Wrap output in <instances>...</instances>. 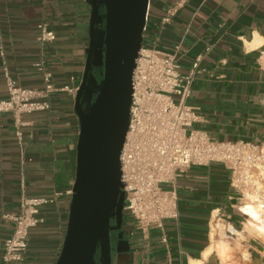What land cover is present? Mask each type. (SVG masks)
Listing matches in <instances>:
<instances>
[{
  "label": "crops",
  "instance_id": "0c3cea01",
  "mask_svg": "<svg viewBox=\"0 0 264 264\" xmlns=\"http://www.w3.org/2000/svg\"><path fill=\"white\" fill-rule=\"evenodd\" d=\"M167 10L172 14L162 23ZM89 16L88 0H0V97L5 72L23 87L41 88L34 68L39 61L55 88L50 109L23 114L22 125L0 116V261L21 180L28 195L55 198L38 212L43 222L30 230L23 264H55L60 253L79 131L74 95L60 89H77L81 81ZM38 23L54 32L53 42L38 40ZM146 33L149 45L175 55L182 73L198 61L186 101L198 113L195 128L217 141L250 140L264 147V0H149ZM170 187L179 216L165 223L167 242L122 212L119 225L110 224L112 264H264V240L236 211L222 164L186 167Z\"/></svg>",
  "mask_w": 264,
  "mask_h": 264
},
{
  "label": "built area",
  "instance_id": "2783aa9c",
  "mask_svg": "<svg viewBox=\"0 0 264 264\" xmlns=\"http://www.w3.org/2000/svg\"><path fill=\"white\" fill-rule=\"evenodd\" d=\"M171 14L167 10L161 22L167 23ZM36 28L40 42L55 40L46 23H38ZM145 36L146 22L134 61L128 124L120 152L122 212L128 213L140 230L159 231L160 241L166 243L165 223L177 221L179 216L177 193L170 187L177 174L191 165L219 163L229 172L236 211L247 223L249 217L241 207L250 204L257 213L252 222L264 227V147L250 140L217 141L195 128L198 113L186 101L198 61L182 73L175 55L144 44ZM0 57L4 58L1 44ZM261 66L264 71V55ZM34 68L41 74V88L23 87L5 72L0 116L11 115L18 126L22 125L23 114L47 111L51 106L50 95L55 91L51 74L44 70L41 61L34 63ZM60 90L74 96L76 93V89L68 87ZM16 135L20 137L19 130ZM54 200V196L28 195L21 180L18 208L10 217L13 226L4 240L0 264L24 263L30 230L43 222L38 212Z\"/></svg>",
  "mask_w": 264,
  "mask_h": 264
},
{
  "label": "water",
  "instance_id": "95a60500",
  "mask_svg": "<svg viewBox=\"0 0 264 264\" xmlns=\"http://www.w3.org/2000/svg\"><path fill=\"white\" fill-rule=\"evenodd\" d=\"M148 3L88 0L89 42L73 104L79 125L75 172L66 231L55 264H112L110 222L118 226L122 215L120 152ZM97 24L103 25L101 31Z\"/></svg>",
  "mask_w": 264,
  "mask_h": 264
},
{
  "label": "bare ground",
  "instance_id": "6f19581e",
  "mask_svg": "<svg viewBox=\"0 0 264 264\" xmlns=\"http://www.w3.org/2000/svg\"><path fill=\"white\" fill-rule=\"evenodd\" d=\"M241 210L244 214L248 215V219H247V226L249 227V230L255 234H257L258 236L263 237L264 236V227L263 226H259L256 225L252 222V218H256L257 217V213L254 209V207H252L250 204H246L244 206L241 207Z\"/></svg>",
  "mask_w": 264,
  "mask_h": 264
},
{
  "label": "rangeland",
  "instance_id": "374dc122",
  "mask_svg": "<svg viewBox=\"0 0 264 264\" xmlns=\"http://www.w3.org/2000/svg\"><path fill=\"white\" fill-rule=\"evenodd\" d=\"M147 34V33H146ZM148 35V34H147ZM148 36H145V38L143 39V43L144 44H148ZM163 187L164 188H168L169 187V185H163ZM249 228V227H248ZM255 234V233H254ZM255 235H257V234H255ZM258 236V235H257ZM261 237V236H260ZM262 239L264 240V236L262 237Z\"/></svg>",
  "mask_w": 264,
  "mask_h": 264
},
{
  "label": "flooded vegetation",
  "instance_id": "af4514ba",
  "mask_svg": "<svg viewBox=\"0 0 264 264\" xmlns=\"http://www.w3.org/2000/svg\"><path fill=\"white\" fill-rule=\"evenodd\" d=\"M112 222H110V224H111Z\"/></svg>",
  "mask_w": 264,
  "mask_h": 264
}]
</instances>
